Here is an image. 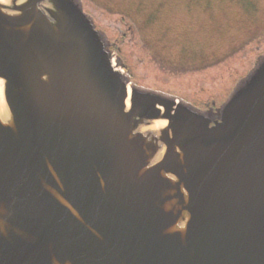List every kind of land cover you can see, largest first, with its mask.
I'll return each mask as SVG.
<instances>
[{
  "label": "water",
  "instance_id": "obj_1",
  "mask_svg": "<svg viewBox=\"0 0 264 264\" xmlns=\"http://www.w3.org/2000/svg\"><path fill=\"white\" fill-rule=\"evenodd\" d=\"M0 84V264H264V53L202 109L81 0H0Z\"/></svg>",
  "mask_w": 264,
  "mask_h": 264
},
{
  "label": "rangeland",
  "instance_id": "obj_2",
  "mask_svg": "<svg viewBox=\"0 0 264 264\" xmlns=\"http://www.w3.org/2000/svg\"><path fill=\"white\" fill-rule=\"evenodd\" d=\"M133 84L219 106L264 53V0H81ZM203 109V108H202Z\"/></svg>",
  "mask_w": 264,
  "mask_h": 264
},
{
  "label": "flooded vegetation",
  "instance_id": "obj_3",
  "mask_svg": "<svg viewBox=\"0 0 264 264\" xmlns=\"http://www.w3.org/2000/svg\"><path fill=\"white\" fill-rule=\"evenodd\" d=\"M118 38H114V40L110 43V47H112L113 49L120 51V46L118 44ZM200 107L203 109H207L212 107L213 109H215L217 107V105L215 104L214 99H211L210 101H206V102H202L200 104Z\"/></svg>",
  "mask_w": 264,
  "mask_h": 264
},
{
  "label": "bare ground",
  "instance_id": "obj_4",
  "mask_svg": "<svg viewBox=\"0 0 264 264\" xmlns=\"http://www.w3.org/2000/svg\"><path fill=\"white\" fill-rule=\"evenodd\" d=\"M0 105H1V84H0Z\"/></svg>",
  "mask_w": 264,
  "mask_h": 264
}]
</instances>
